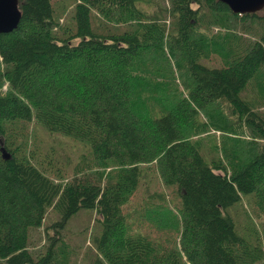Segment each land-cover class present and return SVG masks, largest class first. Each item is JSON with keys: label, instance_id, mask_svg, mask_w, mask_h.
Segmentation results:
<instances>
[{"label": "trees", "instance_id": "16d2710c", "mask_svg": "<svg viewBox=\"0 0 264 264\" xmlns=\"http://www.w3.org/2000/svg\"><path fill=\"white\" fill-rule=\"evenodd\" d=\"M141 1L17 0V26L0 32V264H68L57 238L30 250L29 232L50 210L57 231L81 209L95 216L92 264H264V93L243 95L264 89V13ZM213 53L221 66L201 61ZM175 69L187 95L170 87ZM222 103L261 142L236 155L208 135L220 153L208 159L201 135ZM35 125L87 147L86 164L67 173L36 157ZM150 164L178 200L155 191L129 215ZM243 196L257 227L239 235L230 206Z\"/></svg>", "mask_w": 264, "mask_h": 264}, {"label": "rangeland", "instance_id": "374dc122", "mask_svg": "<svg viewBox=\"0 0 264 264\" xmlns=\"http://www.w3.org/2000/svg\"><path fill=\"white\" fill-rule=\"evenodd\" d=\"M140 4L149 11L153 9L152 5L148 4L144 0H142ZM66 10L68 11H66V15L63 16V22L70 23L73 9L68 7ZM258 13H264V7L258 10ZM124 27L125 25H122V28ZM213 29L214 31H217L218 27H214ZM243 33L247 36H251L249 33H246L245 30ZM74 41H76V39ZM221 60L222 59L214 53L208 58H201V61L210 67L221 66ZM175 75L176 80L169 82L170 87L172 88L174 85L178 86V90H180L182 94L187 95V91L185 90L182 80H180V76L178 75L176 69ZM262 78H264V75L261 76V79ZM3 89L5 88L3 87ZM262 93H264V89L260 86H256L247 88V90L243 92V95L251 96L261 101L263 99ZM259 107L261 111L264 110V104H259ZM222 108L223 110H212V114L214 116L213 122L211 121L212 124L207 116L200 117L202 121L210 122L208 123L209 133L202 134V140H200L201 145L203 146V154L208 159L220 156L219 151H212V141L209 139V137H207L208 135L215 134V140L217 144H220L223 142V140L226 141L229 139L230 144H232L235 149L236 155H240L241 152H244L249 145L255 146L261 142L259 138L253 137L249 128H246V126L242 125V128L237 127V114L234 113L232 116V110L230 107H228L226 104H223ZM233 120L237 121L234 123ZM214 123L218 126H221L225 131L222 132L220 130H214L212 127ZM30 136V148L35 152V156L37 157L39 155V158L43 159L44 161L50 160L56 166L62 167V169L67 171V173L71 172L73 166L77 163L79 168L82 167V161L83 164H86L84 160L81 159V156H89L88 148L83 146L80 142L59 134H50L47 130L39 125H35L33 127ZM221 148L223 147L221 146ZM91 159V156L88 157L89 162H91ZM146 170H148V174L145 177L144 185L139 188L136 194L133 195L129 203L123 209L125 213H128L129 215H132V211L134 210H138L135 214L136 216L138 214H142V212L139 211L140 206L143 204V202L145 203L146 198L148 199V196L155 191H165L167 196L166 200L173 207L178 200L171 187L166 188L161 184L160 180L158 179L154 164L148 165ZM250 207L249 201L244 196L239 202L230 206V209L235 212L233 213V216L238 223L236 231L239 235H242L243 233L247 234V230L253 229L254 225L257 227L255 219L251 220L247 218L244 212L246 211L248 213L250 211ZM147 215L151 218V214L147 212ZM57 218L58 216L52 210H50L46 217L42 220L40 227L31 228L29 232L30 250L39 253L38 251L42 250L46 245H48L49 240L52 239H48V237H53L58 239L55 245L59 246L60 254L68 264H92L91 257L94 258L95 256L92 245V226L95 220L94 214L88 209H81L72 216L64 228L57 229L56 231V228H52L51 224ZM153 224H155V221H153ZM149 229L150 228L147 223H144L141 227L142 232H147Z\"/></svg>", "mask_w": 264, "mask_h": 264}, {"label": "water", "instance_id": "95a60500", "mask_svg": "<svg viewBox=\"0 0 264 264\" xmlns=\"http://www.w3.org/2000/svg\"><path fill=\"white\" fill-rule=\"evenodd\" d=\"M235 11H256L264 7V0H221ZM20 18L17 0H0V32L15 28ZM2 157L9 158L5 148L0 147Z\"/></svg>", "mask_w": 264, "mask_h": 264}]
</instances>
